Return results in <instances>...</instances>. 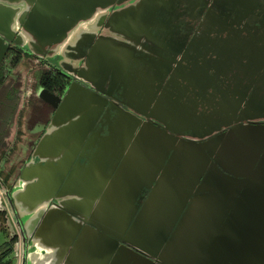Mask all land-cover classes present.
I'll return each mask as SVG.
<instances>
[{
  "label": "crops",
  "instance_id": "crops-1",
  "mask_svg": "<svg viewBox=\"0 0 264 264\" xmlns=\"http://www.w3.org/2000/svg\"><path fill=\"white\" fill-rule=\"evenodd\" d=\"M166 1L129 0L120 6L104 9L105 12L95 13L88 20L78 21L71 30L66 32V37L56 46L48 48L46 45L44 50L39 48L40 52L37 54H35L36 49L29 46L32 36L28 34L27 30H22L17 23V18L26 9L20 8L12 17L8 25V30L14 33V36H11V44L22 50L23 58L28 60L41 59L43 63L60 70L68 77L73 71L79 70L84 73L85 78H76V75L71 77L74 79L71 83L76 82L78 86L74 85L71 89L74 94L64 102L63 112L60 111V116L54 121L56 126L49 123L54 111V100L48 96L40 98V90L46 88L39 86L36 91L34 106L31 110L26 109L22 124L19 121L20 119L15 123L12 145L16 147L14 156L18 154L16 164H19L16 171L9 178L10 188L8 190L0 181V211L5 214L6 227H10V230L12 229L15 234L20 236L17 242L18 244L20 242L22 250L21 264H157L152 259L148 261L146 257L148 253L153 254V248H156L160 242H162L163 247L167 241H170V245L173 243L171 252H174V256H162V259L167 262L166 264H179L178 260L181 259H184L182 264H192V260L189 261L190 258L188 257L193 258L195 256L196 245H191V249L181 247L180 233L176 232L180 231L179 229L183 228L185 223L186 227L192 225L185 217L190 208L184 206L178 213V207L183 196H180V193L177 192L171 194V196H174L172 206H165L166 201L163 200L165 195L164 181L166 180L164 175L168 170L173 175L177 172L176 166L173 167V170L168 168L170 153L167 151V134L175 136L183 143L196 144L219 135L216 133L221 129L227 130L229 127L220 128L213 135L201 140H193L187 136L195 131L198 133L208 132L213 129V125L201 126L192 131L190 128L182 127L178 122L175 123L174 117L178 121L177 116L180 115V112L185 115V111L186 116L193 115V105L199 101L182 100L183 97H189L184 95L186 93L185 89L180 91V99L177 100L180 105L179 114H175L170 109V104L169 107L166 104L169 97L173 95L170 94L171 90L176 86L184 88L186 82L190 86H205V84L197 83L201 77L199 70L214 71L215 66H217L222 72H229L231 75L230 68L225 67L223 69V67L215 65V60L218 64L226 65L228 57H225V54H228V50L234 48L235 52H239V50L247 47V43L245 44L243 40L239 42L235 37H231L228 32L209 34L212 35L210 41L194 42L193 50L185 53L184 48H179L180 43L177 41V38H180L179 35L172 36V33H166L161 28L159 31H153L150 28L149 24H152L158 15L155 8L163 6ZM146 21L149 23L147 24ZM4 23V16L0 14V29H2ZM103 23L104 26L100 27ZM144 24L149 25L148 33L139 31ZM205 35V33L197 34L194 39L200 36L202 38ZM215 35H224L221 36L225 39L222 43L223 46L226 44L225 47H232L227 48L228 50L225 49L223 56V48L219 47V43L215 45L213 40ZM16 36L21 40L19 46L13 42ZM160 38L163 41L159 46L157 39ZM85 39L93 42L91 48L87 51L89 47L87 46L84 52L80 51V54L75 56L76 51H78V44ZM234 40L236 42H233ZM144 42L146 44H143ZM3 44L8 46L10 43L5 40ZM94 46L96 52L91 55L89 51ZM159 50L171 57L175 56L176 60H178V57L181 59L177 61L180 65L171 64L169 71H174L173 75L170 78L168 75L165 79L163 77L160 79V83L158 81L151 82L152 75L154 79L162 76L158 72L160 68L157 62L161 65L164 61L159 57ZM139 52L144 53L148 58V61L143 62L144 64L140 66V70L136 69L137 64H128L129 58ZM218 53H221L222 56L221 59L219 58L220 60L215 56ZM25 54L28 56H25ZM185 54L186 56H184ZM70 55H73V57ZM92 59H94L93 63H91ZM87 62L91 63L90 73L89 66H86ZM184 68H187V71ZM105 69L108 70V74L103 77L102 71ZM232 69L234 68L232 67ZM176 70H179V76H176ZM185 76L190 78L185 79ZM236 77V79H232V77L229 79H240L239 75H236ZM192 82L195 83L191 84ZM71 83L66 84L59 95H54L46 90L52 95L60 97L64 89ZM157 84L160 86L159 90L152 93L151 87H156ZM234 84L230 83V85ZM263 87L264 85H260L257 99L261 98ZM103 88H107V91L104 92ZM85 89L101 96L98 98L97 103H105V105L90 131L82 136L84 124L89 122L90 115L88 111L81 108L85 103V99L88 98L79 97L87 93ZM168 89L171 90L168 91ZM256 91L258 92L257 89ZM112 92L118 96V99L111 97ZM231 94L234 95V92ZM19 98L11 122L1 138L0 148L4 147L6 141H8L7 139L11 137L16 113H23V97ZM154 101L157 103L152 108ZM205 101L211 102L208 99H205ZM212 101L216 102L217 100ZM225 101L231 102L228 99ZM46 103L50 105L51 110L48 115L44 116L40 110ZM147 103L150 104L147 105ZM70 104H75L74 108L78 106L79 109L77 111L69 110L73 108L70 107ZM121 108L125 111H121ZM125 112L134 115V117L127 115ZM153 112L158 114L153 115ZM199 112L198 106L195 115H198ZM240 112L241 109H237V113ZM256 113L264 115V111H257ZM65 116H69L68 120L61 121ZM135 117L139 118L140 121H136ZM153 119L157 124L155 126L148 124ZM257 121H264V119L255 120L252 123ZM238 124L245 125L246 123L239 122ZM247 126V129L255 131L264 130V125L254 126L249 123ZM164 127L169 128V130H163ZM17 129L21 132L18 139L15 138ZM175 132L183 134L177 135ZM183 137L187 140H183ZM125 140L128 141L126 145H124ZM76 143H80V147L74 151L73 156L70 158V152L72 151L67 150L74 148ZM62 163L68 164L71 179L70 183H67V186L63 189L65 197L59 200H79L77 203L78 208L72 209V211L80 217L67 219L61 213L47 216V213L43 212L36 218L34 216L35 211L25 215V206H29L35 200L36 194L39 192L37 188H32L29 203L23 201L22 207L17 204L16 207L10 208L5 195L6 193L8 195L17 193L25 186L26 182L20 178V173L24 168H28L24 176H32V181L35 180L36 182L39 177L43 178L46 175L51 177ZM140 189H150V193L143 201H139L138 192ZM152 196L155 199H150V202H148ZM59 200H50L38 209L43 208L45 211L52 209ZM90 203L91 205H89ZM88 212L110 216L108 218L110 221L107 222L109 225L105 224V221L96 222L99 226L111 232V239L116 240L117 244L113 245L110 239L106 240L96 231L84 227L81 218L84 213L88 218L90 216L87 214ZM175 213L178 216H175L173 223L170 224ZM127 214H133L130 224L120 233L123 219ZM135 217L136 220L132 223ZM28 218L30 219L28 220ZM26 220L28 221L26 222ZM182 221H185L184 224H182ZM187 222L189 225H187ZM78 223L80 225H77ZM18 224L20 226L25 225L24 240H22ZM130 225L134 230H137V233L132 234L133 237L128 234ZM169 225L172 226L170 232L165 234ZM144 233L147 240L141 238ZM72 234L73 236H71ZM9 238L5 235L6 240L3 242ZM125 240L137 250L142 249L144 257H140L130 250H125L126 243L123 242ZM107 255H110L109 259L103 263V259ZM178 255H183L184 258L182 256L178 257ZM209 259L212 258L209 257Z\"/></svg>",
  "mask_w": 264,
  "mask_h": 264
},
{
  "label": "water",
  "instance_id": "water-1",
  "mask_svg": "<svg viewBox=\"0 0 264 264\" xmlns=\"http://www.w3.org/2000/svg\"><path fill=\"white\" fill-rule=\"evenodd\" d=\"M126 1L129 0H0V14H3L5 21L3 27H1L2 29H0V59L7 48V45L3 44L4 41L6 40L12 43L11 36H14V33L8 30V25L16 11L18 12L22 7L26 9V11L22 10L23 12H21L20 16L17 18V23L22 30H27L28 34L32 36L29 46L36 49L35 54H37L40 52L39 48L44 50L46 45L48 48L56 46L57 43L66 37V32L71 30L78 21L88 20L92 18L95 13L102 12L104 9L112 6H120ZM208 1H213V3L217 2L220 7L225 10L228 9L229 12H232L242 19L247 13H243L242 11L250 7V1L253 2L256 0ZM166 2L163 6L155 8L158 15L154 21H156L157 18L158 21L152 26L153 31H159L161 28L165 30L166 33H172V36L179 35L180 38H177L180 41L179 48H184L185 53H187V51H192L194 46L193 40H195L194 38H196L198 34V31H193L194 26L200 25L204 20L201 19L199 22H195L186 15V9L182 11L177 10L175 12L177 8L173 6L174 3L180 7L184 3L191 4V0H167ZM166 10H168L167 15H174L173 18L164 20L160 17ZM159 21L161 22L158 23ZM146 23L148 24L149 22L146 21ZM174 23H176V25H174ZM147 24H144L139 31L148 33V27L150 25L151 28V24L148 26ZM203 24L205 25V22H203ZM217 36L219 35H215L214 37L216 38ZM13 42L18 46L21 45V40L18 36L15 37ZM225 45H220V47L223 48L222 51L227 48H232L225 47ZM247 45L250 48L255 47L253 44ZM95 46L89 51L91 55L96 52ZM184 56H186V54ZM93 60L94 59L91 60V63H93ZM162 60L164 63H161V65L157 62L160 68L158 72L161 73L162 76L158 77V79H154L152 75L151 82L158 81V83H160V79L163 77L165 79L167 75L170 78L174 73L172 70L169 71L171 64L180 65L175 59V56L171 58L164 57ZM91 63H86V66H89V73ZM124 65L123 63V66ZM227 67L230 68L232 79H236L237 72L232 69L230 60L227 62L226 68ZM184 69L187 70V68ZM220 71L222 70L215 66L214 72L217 74ZM207 72V70H199V73L203 74L200 79H208L209 76ZM83 74L84 73L79 70L73 71L69 77L76 75V78L85 79ZM102 74L103 77H105L108 74V70L105 69L102 71ZM215 77H217V75H215ZM184 78L189 79L190 77L185 76ZM74 85L78 86L76 82L69 84L60 97L52 95L46 89H42L39 92L40 98L48 96L54 100V111L49 121V123L54 126H56V122L54 121L60 116V111L63 112L64 102L74 94L71 92ZM159 87L158 84L156 87L152 86V93L157 92ZM259 87L260 85H255L252 89V94L243 102L240 100L235 102L199 101L193 105V115L186 116L180 112V115L177 116L178 121L177 118L174 117L175 123L178 122L182 127L190 128L192 131L201 126L206 127V125L209 124L213 125V129L208 132L198 133L195 131L187 136L193 140H201L207 136L213 135L220 128L229 127L225 132L215 135L205 142L196 144L183 143L175 136L167 134V151L170 153V164L168 168L173 170V167L176 166L177 172L173 175L171 171L168 170L166 175H164V179L166 180L164 181L165 195L163 200L164 202L166 201L165 206H172L174 203V196H171V194L177 192L180 193V196H183L178 207V213L184 206L190 208L185 217L188 219L189 224L192 225L186 227L185 223L184 227L176 232L180 233L181 247L191 249V245H196L195 256L193 258L188 257L190 258L189 261L192 260V264H264V130L255 131L247 129V125L252 123V121L264 119L263 114L259 115L256 113L257 111H264V87L261 98L257 99L260 91ZM94 89L97 90L96 88ZM85 91H87V93L83 96H79L77 93L79 97H88L85 99V103L81 108L90 113L89 122L84 124L82 136L84 133L86 134L90 131L105 105V103H97L99 101L98 98L101 96L88 89H85ZM102 99L105 100L104 98ZM156 103L157 102L154 101L152 108ZM241 103H243L242 106ZM149 104L150 103H147V105ZM198 106L200 112L198 115H195ZM70 107L73 108L69 110L77 111L79 109L78 106L74 108L75 104H70ZM237 109H241L239 114L237 113ZM121 111L124 112L125 110L121 108ZM125 113L129 116L131 115L128 112ZM228 115L230 116L228 117ZM131 116L134 117V115ZM68 118L69 116H65L61 121L68 120ZM223 119L226 120L225 123H220ZM135 120L140 121L137 117H135ZM239 122H244L247 125L238 124ZM155 123L154 119L151 123L148 122V124L152 126H155ZM163 130H169V128L164 127ZM175 133L177 135L183 134L180 132ZM156 136L158 137V135ZM127 140H125L126 142H124V145L128 143ZM78 147H80V143H76L74 148L67 150L72 151L70 152V158ZM27 170L28 168L26 167L20 173V178L26 182L22 190L11 195L7 193L5 195L10 208L16 207L17 204L21 206L23 201L29 203L32 188H37L39 192L36 194L35 200H33L29 206H25V215L35 211L34 216H36V218L43 212L47 213V216H51L54 213H61L67 219H76L80 217L72 211V209L78 208L77 203L79 200H59L65 197L63 189L67 186V183H70L71 179L68 164H60L56 173H54L55 175L52 174L51 177H48V175L43 176V178L39 177L36 182L35 180L34 182L32 181V176H24ZM186 183H188V185H186ZM150 199L153 200L155 198L154 196L150 197L148 202H150ZM50 200L59 201L54 204L55 207L52 209L46 211L43 208H40V210L38 209V207H41ZM89 205H91V203ZM87 214L90 215L88 218L85 213L81 218L84 222V227L96 231V233H99L106 240L110 239L113 245L117 244L116 240L111 239V232L99 226L96 222L105 221V224H107V222L110 221L108 220L110 216L99 215L94 212H88ZM132 215L133 214H127L125 216L120 233L130 224ZM175 216H178V214H174V218L170 224L173 223ZM29 219L30 218H28V220ZM28 220H26V222ZM135 220L136 217L132 223ZM184 222L185 221H182V224H184ZM189 224L187 222V225ZM77 225L80 224L78 223ZM131 226L132 225L129 226L128 234H131L130 236L133 237L132 234H134V232L137 233V230H134ZM171 227L170 225L168 226L165 234L170 232ZM18 228L22 240H24L23 232L26 230L25 225L23 224V226H20L18 224ZM152 232L150 231V233ZM142 233L143 231L141 234ZM14 235L15 233L13 232L11 237ZM71 236H73V234ZM141 238L147 240L145 233ZM123 242L126 243V247H124L125 250H130L132 253L144 257L142 249L138 248L140 251L137 250V248L126 242V240ZM169 243L170 241L165 242V245L162 247V242H160L156 248H153V254L148 253L146 259L148 261L152 259L157 264H166L167 262L162 259V256H171L174 253L171 252V245H173V243L171 245ZM189 253L191 254L192 252ZM211 253L213 254L212 257ZM110 255H107L103 259V263L108 261ZM179 256L184 258L183 255H178V257ZM209 257L212 259H209ZM183 260H178V263L182 264Z\"/></svg>",
  "mask_w": 264,
  "mask_h": 264
},
{
  "label": "flooded vegetation",
  "instance_id": "flooded-vegetation-1",
  "mask_svg": "<svg viewBox=\"0 0 264 264\" xmlns=\"http://www.w3.org/2000/svg\"><path fill=\"white\" fill-rule=\"evenodd\" d=\"M250 1V7L248 9H244L242 12L246 13V16L244 18H239L236 15H234L232 12H229L228 9L225 10L224 17L228 21L233 20H242L243 25L241 26V30L237 32H231L230 36H233L236 38V40H243V42L246 44H253L255 47L250 48L244 47L243 49L239 50V52H235V49L232 48V50H228V54H225V57H228L227 59L230 60L231 66L237 71V75H239L240 79L238 80H231L229 79L231 75L229 72L220 71L217 74L209 70L207 72V75L210 76L208 79H200L197 83L205 84V86H190L187 82L185 83L184 88L180 86H176L175 88L168 89V91L171 90L170 94H173L172 97L170 96L167 102V107L173 110L175 114H179V104L177 103V100L180 99L179 94L180 91L185 90L186 93L184 95H188L189 97H183L182 100L184 101H205V99H208L209 101L212 100H231V102L234 101H244L249 98V96L252 94V89L256 85H264V0H256V1ZM211 1L208 0H191V4L184 3L182 6H177L175 3L173 6H175L177 9L175 12L182 11L183 9L187 10V14L191 19L194 21H200L201 19L204 20V15H206V8L210 7ZM204 9V10H203ZM168 10L163 12L160 17H162L164 20L173 18L174 15H167ZM214 12L213 9H211L210 14ZM215 13V12H214ZM104 23L101 24L100 27H103ZM227 33V32H226ZM224 36V35H222ZM90 38V37H89ZM234 40L233 42H236ZM159 46L160 43L163 41L162 38L157 39ZM225 39L221 37L218 40V43L221 45ZM141 42V41H140ZM90 43V45H88ZM93 44V42L89 40H82L78 44V48L75 53V56H78L80 54V51H85L86 47L87 51L90 46ZM143 44H146L144 42ZM219 45V47H220ZM262 47V49H261ZM158 51V50H157ZM86 53V52H85ZM159 57L162 56V59L164 57L171 58L169 54L160 52L159 50ZM23 52L18 47L12 45L11 43L8 44L6 51L4 52L2 58L0 59V142L1 138L3 137V134L8 127V125L11 122L13 113L15 112L18 102H19V95L20 87H18L17 84L13 83V80L9 79L8 71L11 70L22 58H23ZM74 55V54H73ZM73 55H70L73 57ZM216 58H220L222 56L221 53H218V55H215ZM147 56L144 55V53L139 52L132 55L131 58H129L128 64L131 65V63L137 64L138 70H140V66H142L144 63L147 62ZM221 59V58H220ZM219 59V60H220ZM34 63L41 64V67H44L45 70H42L41 73L38 74L36 78L37 86H40V83L43 82V78L51 79L55 78L59 83L62 82L66 84L71 83L74 81L73 78L68 77L66 74L62 73L60 70L48 66L46 63H43V60L41 59H32ZM181 59H178L179 61ZM218 60V61H219ZM227 60V61H228ZM211 61V60H210ZM218 64V62L215 60V65ZM227 65V64H226ZM226 65H219V67H223L225 69ZM205 67V65H203ZM142 69V68H141ZM187 71V70H186ZM186 73V72H184ZM176 76L180 75L179 70H176L175 72ZM194 74V72H193ZM201 77L203 74H199ZM217 75V78L215 77ZM224 76V77H223ZM9 77V78H8ZM196 80V79H195ZM57 84L58 86L60 84ZM182 83V82H181ZM195 82H192L191 84H194ZM230 83H235L234 85H230ZM55 85L53 88L50 89V92L54 95H59L60 91L58 89V86ZM64 85V86H65ZM103 91L106 92L107 88H103ZM115 92V91H114ZM112 92L111 97L114 99H118V96L113 94ZM189 92V93H188ZM234 92V95L231 94ZM176 101V102H175ZM190 107V106H188ZM51 107L47 103L44 104L42 109L40 110L41 113L45 115H48L50 113ZM153 115L158 114L156 112L152 113ZM186 115V111H185ZM237 118V117H236ZM226 120L224 119L223 122ZM254 126L257 125H264V121H257L251 123ZM157 125V124H155ZM210 125V124H209ZM234 125V124H233ZM211 126V125H210ZM226 129H221L216 134H220L225 132ZM183 140H187L186 138H182ZM150 193V189H140L138 192V197L140 198L139 201H143L145 197Z\"/></svg>",
  "mask_w": 264,
  "mask_h": 264
},
{
  "label": "rangeland",
  "instance_id": "rangeland-1",
  "mask_svg": "<svg viewBox=\"0 0 264 264\" xmlns=\"http://www.w3.org/2000/svg\"><path fill=\"white\" fill-rule=\"evenodd\" d=\"M188 4V3H187ZM184 5V4H183ZM211 9L214 10L212 14H210ZM204 10V9H203ZM105 12V11H104ZM225 9L220 7L218 3H213L211 1L210 7L206 8V15L204 17L205 25L200 23V25L194 26L193 31H198L199 34L205 33L206 35L202 38H197L193 40L194 42H207L211 40L212 35H207V34H216V33H223V32H228L229 34L231 32H237L241 30V26L243 25L242 20H233V21H228L224 17ZM158 21V18L156 19ZM152 22L151 24V29L153 28L152 26L155 24V22ZM159 21L158 23H160ZM197 22V21H195ZM176 25V23H174ZM157 26V25H156ZM222 35L217 36L216 38L214 37L215 45L218 43V40L221 38ZM233 37V36H231ZM188 40V39H187ZM186 40V41H187ZM177 41H179L177 39ZM185 41V42H186ZM180 43V41H179ZM179 59V57H178ZM51 60V59H49ZM42 70H45L44 67H41V64H36L33 62V60H28L26 58H22L16 66L11 68V70L8 71L9 74V79L13 80V83L17 84L18 87H20V92L18 97L22 96V107H23V113H16L14 117V127L12 129V134L10 135L8 141H6L5 146L0 148V175L3 176L6 173V170L11 167V175L16 171L18 162V154L14 156V153L16 152V147L12 145V138H13V132L15 129V123L20 119L22 124V118L23 115L25 114L26 109L31 110V108L34 106L36 100V91L38 89L37 83H36V78L39 74L42 72ZM27 95V96H26ZM35 96V97H34ZM19 114V115H18ZM34 115V114H32ZM13 147V148H12ZM17 156V158H16ZM10 161H12L10 163ZM10 163V164H9ZM1 181V180H0ZM1 184V182H0ZM4 231H0V244L6 240L5 235L9 238L15 233V231L10 230V227H6V221H4L3 224ZM9 229V231H8ZM16 240L14 244L12 245V251L11 254L8 256L9 259V264H21V257H22V250L20 248V242L18 244V234H15Z\"/></svg>",
  "mask_w": 264,
  "mask_h": 264
},
{
  "label": "trees",
  "instance_id": "trees-1",
  "mask_svg": "<svg viewBox=\"0 0 264 264\" xmlns=\"http://www.w3.org/2000/svg\"><path fill=\"white\" fill-rule=\"evenodd\" d=\"M25 56H28V55L25 54ZM43 82L44 83L43 84L40 83V85L49 91L51 88H53L55 85H57L59 83V81H57V79H55V78H51V79L43 78ZM64 85H65L64 82H62L59 86L57 85L58 89L62 90ZM18 126H19V124H18ZM20 135H21V132L19 129H17L15 138L18 139V137ZM0 156H1V154H0ZM10 171H11V167L6 170L5 175H3V176L0 175L2 185L6 188V190H8L10 188V186H9V178L11 176ZM4 221H5V214H4V212L0 211V231H2V232L4 231V228H3ZM15 240H16L15 237H10L7 241L0 244V264H9L8 256L11 253L12 244L15 242Z\"/></svg>",
  "mask_w": 264,
  "mask_h": 264
}]
</instances>
